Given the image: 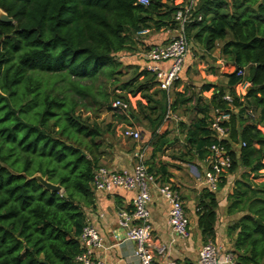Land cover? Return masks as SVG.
<instances>
[{"label": "trees", "instance_id": "obj_1", "mask_svg": "<svg viewBox=\"0 0 264 264\" xmlns=\"http://www.w3.org/2000/svg\"><path fill=\"white\" fill-rule=\"evenodd\" d=\"M183 3L0 0V10L12 19L0 21V264H79L85 212L94 205L92 176L105 154L100 113L112 112L116 98L140 95L146 103L138 99L135 109L116 117L143 116L153 136L168 110V94L156 88L155 76L117 55L136 51L143 34L177 29L175 14ZM189 20L190 41L207 52L221 43V54L234 67L227 74L232 109L222 99V87L203 85L201 93H213L206 106L197 96L200 116L188 127L181 123L186 152L179 158L205 159L209 146L219 143L232 161L228 174L246 169L227 197L226 213L242 214L227 233L234 236L236 264H264V133L259 128H264V0H198ZM123 67L134 70L125 80ZM245 67L249 75L238 76ZM244 79L250 83L247 93L237 95L233 87ZM186 91L174 94L172 112L188 109L195 94L185 96ZM210 109L230 114L222 122L226 139L217 141L209 129ZM166 142L158 137L161 147ZM155 170L161 183L169 182L165 165ZM37 176L59 190L46 188ZM196 208L203 242H213L215 192L203 189Z\"/></svg>", "mask_w": 264, "mask_h": 264}, {"label": "crops", "instance_id": "obj_2", "mask_svg": "<svg viewBox=\"0 0 264 264\" xmlns=\"http://www.w3.org/2000/svg\"><path fill=\"white\" fill-rule=\"evenodd\" d=\"M193 2L194 5L198 0H188L187 3ZM185 3V5L187 4ZM176 35V30L164 29L159 32H148L138 38L136 45V55L132 56L128 64H137L143 66L144 61L141 53L145 48L156 45L166 44L171 38ZM199 48L197 55L194 53V48L185 61V66L181 74L180 81L176 82L168 94V102L172 103L174 94L187 91L185 96H189L192 92L193 100L187 104L189 113L187 118L184 114L181 115V121L174 123L172 121H163L153 136L150 135L147 129V122L143 120V116H139V120H135L132 116L128 117L127 121L119 120L116 114L123 116L128 112L102 111L97 120L102 127V121L105 115L110 114V120L103 124V140H104V157L103 166L114 170H131L134 164V151L138 148H145V159L149 168L153 166V173L160 164L167 168L170 174L169 182L176 185L182 196L184 210L189 218L190 237L188 240L176 239L172 241V234L168 225V204L155 190L152 193V200L148 206L150 212L151 233L149 244L154 253L160 245L166 246L164 255H156L158 264H167L174 262L175 264H195L198 258V252L203 245L201 231L197 225V202L203 189L209 190L202 185L197 176L203 174L206 166L203 159H198L197 156L191 155L190 159L184 160L179 158L181 152H186L185 133L186 128L181 126L183 123L186 127L190 122L199 117L198 110L194 108L195 99L201 98L200 105L206 106L211 98L213 89L201 93V88L205 84H212L216 87H222L226 94L227 92V74L234 71V67L221 54V43L217 44L216 48L207 52L197 43H193V47ZM192 45V43H191ZM129 55V53H126ZM167 63L162 64V67H167ZM243 76L249 75V67L243 69ZM249 81L244 79L240 84L233 87V90L240 95H245L249 88ZM245 86V87H244ZM118 91V90H116ZM120 91V90H119ZM119 91L117 93H119ZM140 99L146 103L145 99L140 98V95H129L131 107L136 108V101ZM184 108V107H183ZM179 110V109H178ZM185 111V110H184ZM115 114L114 118L112 114ZM187 114V113H186ZM210 117H213V110L210 109ZM103 117V118H102ZM140 122L138 124L137 122ZM111 124L108 129L106 125ZM138 125H145L146 133L141 134L139 140L124 138L120 134L123 126H130L133 129H138ZM264 133V128L259 127ZM164 136L167 142L161 147L158 142V137ZM246 171L240 168L236 172L227 175L225 182L219 186L216 194V223H215V240L213 241L218 249V256L222 257L225 251L233 250L232 238L227 233L228 227L236 222L241 216V213L227 214L226 208L228 205L227 197L232 193L234 182L240 178V174ZM264 174V170H262ZM157 176H159L157 174ZM264 181V177L261 179ZM134 191L119 188L114 186L110 191H94V205L85 212V223L93 224L101 238L102 246L93 249V256L104 260L107 264H138V261L133 255L134 243L129 240H123V230L118 227L117 213L119 210L126 212L132 211V199Z\"/></svg>", "mask_w": 264, "mask_h": 264}, {"label": "built area", "instance_id": "obj_3", "mask_svg": "<svg viewBox=\"0 0 264 264\" xmlns=\"http://www.w3.org/2000/svg\"><path fill=\"white\" fill-rule=\"evenodd\" d=\"M138 2L147 5L149 0H138ZM193 6L194 3L191 1L176 12L175 19L178 22V27L175 29L176 35L168 43L153 45L141 53L144 61L143 68L155 76L157 86L167 94H170L174 84L180 81L186 58L191 50L190 39L185 33V25L190 21L189 16ZM165 63L168 64L166 68L162 67V64ZM236 74L241 76L244 73L242 69H239ZM222 99L232 109L231 96L225 94ZM110 106L113 110L128 112L131 104L129 101L116 98ZM248 114L252 115V112L248 110ZM229 116L228 112H218L213 115L209 123V129L217 141L226 139L228 136V127L223 126L222 122L228 120ZM175 120L176 116L170 110L168 102V110L163 121L173 122ZM120 134L122 137L132 140H139L141 137L140 132L130 126H123ZM208 150L210 155L203 159L206 169L201 177H197L209 191L216 192L222 180L229 175L228 169L231 167L232 161L222 144H211ZM133 157L134 164L131 170H114L105 166L97 168L93 172L91 187L93 191L108 192L114 186L134 191L132 211L119 210L117 213L118 227L123 230V240L134 243L133 255L138 264H158L156 255H164L166 246H158L154 253L149 244L151 224L148 206L152 200L153 190L168 204V225L172 241L189 239V219L184 210L178 187L171 182L161 183L159 177L149 171L145 159V148L136 149ZM79 241L82 248L76 256V261L79 264H107L104 260L93 256V249L102 246L100 235L93 224L90 222L84 224ZM195 264H236V262L232 250L225 251L222 257H219L216 245L209 240L201 246Z\"/></svg>", "mask_w": 264, "mask_h": 264}, {"label": "rangeland", "instance_id": "obj_4", "mask_svg": "<svg viewBox=\"0 0 264 264\" xmlns=\"http://www.w3.org/2000/svg\"><path fill=\"white\" fill-rule=\"evenodd\" d=\"M187 1L188 0H184V3H183V5L185 6V3H187ZM191 42V41H190ZM192 43V42H191ZM191 47H192V50H193V48H194V53L197 55V53H198V50H199V48L196 46L195 47V44H194V47H193V43H192V45H191ZM131 54L129 53V55H126V53H121V54H118L117 55V57L124 63V64H127L128 65V61H129V59H130V56ZM135 55V57L137 56L138 57V54L136 55L135 53H133L132 54V56H134ZM123 64V65H124ZM134 70H133V67H129V68H127V67H123L122 68V72H123V74L120 76V78L121 79H123V80H125V79H127V78H129L130 76H131V74H132V72H133ZM156 88H158L159 89V87L158 86H156ZM129 95L130 94H128V101H129ZM130 102V101H129ZM135 109V108H134ZM185 109H183V108H180L179 110H177L176 112H173L174 113V115L176 116V120L175 121H173L174 123H178V121L180 122L181 121V115L182 114H184L187 118L189 117V113H191V112H186V110L184 111ZM104 111V110H103ZM113 112H115V111H113ZM187 113V114H186ZM89 114L90 113H83L82 114V118L84 119V118H86V116H89ZM103 118V117H102ZM190 118V117H189ZM107 120L109 121L110 120V114H107V115H105V118L103 119V121H102V127L104 128V126H103V124L104 123H106L107 122ZM137 122V121H136ZM138 124H140V122H137ZM145 125H138L137 126V130L140 132V133H142L143 135H145V133H146V129H145V127H144ZM188 217V216H187ZM189 219V218H188ZM233 251V250H232ZM234 252V251H233ZM235 256V255H234Z\"/></svg>", "mask_w": 264, "mask_h": 264}, {"label": "water", "instance_id": "obj_5", "mask_svg": "<svg viewBox=\"0 0 264 264\" xmlns=\"http://www.w3.org/2000/svg\"><path fill=\"white\" fill-rule=\"evenodd\" d=\"M0 21H2V22H9V21H12V19L9 18L4 12H2L0 10ZM37 178L41 182V184H43L46 188L51 189V190H59V186H56L54 184H51V183L47 182L46 180H44L40 176H37ZM256 221L258 223H260L261 225H263V223L260 222L258 219H256Z\"/></svg>", "mask_w": 264, "mask_h": 264}]
</instances>
